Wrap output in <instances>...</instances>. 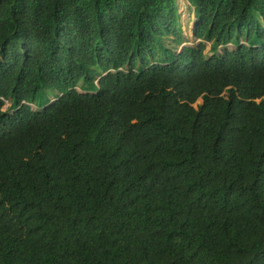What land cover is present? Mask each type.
Segmentation results:
<instances>
[{"label": "trees", "instance_id": "trees-1", "mask_svg": "<svg viewBox=\"0 0 264 264\" xmlns=\"http://www.w3.org/2000/svg\"><path fill=\"white\" fill-rule=\"evenodd\" d=\"M187 1L0 0V264H264V0Z\"/></svg>", "mask_w": 264, "mask_h": 264}, {"label": "rangeland", "instance_id": "rangeland-1", "mask_svg": "<svg viewBox=\"0 0 264 264\" xmlns=\"http://www.w3.org/2000/svg\"><path fill=\"white\" fill-rule=\"evenodd\" d=\"M175 2H176L177 10H178V15H179L178 23L181 28L182 35L184 39L188 41L187 44L196 45L198 42L197 40L194 39V36L192 34L193 25L195 22L193 8L190 6V3L187 0H175ZM208 47L209 46L207 45V49ZM199 103L200 101L197 104ZM8 106L9 104L7 103L6 107Z\"/></svg>", "mask_w": 264, "mask_h": 264}]
</instances>
